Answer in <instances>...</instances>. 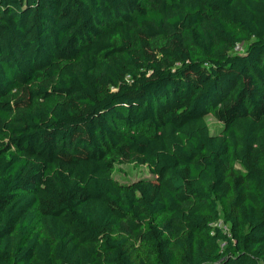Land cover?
I'll use <instances>...</instances> for the list:
<instances>
[{
	"label": "trees",
	"instance_id": "16d2710c",
	"mask_svg": "<svg viewBox=\"0 0 264 264\" xmlns=\"http://www.w3.org/2000/svg\"><path fill=\"white\" fill-rule=\"evenodd\" d=\"M0 264H264V0H0Z\"/></svg>",
	"mask_w": 264,
	"mask_h": 264
},
{
	"label": "rangeland",
	"instance_id": "374dc122",
	"mask_svg": "<svg viewBox=\"0 0 264 264\" xmlns=\"http://www.w3.org/2000/svg\"><path fill=\"white\" fill-rule=\"evenodd\" d=\"M240 52V50H239ZM206 121L209 125L211 132L219 130L220 124L213 118V116H206ZM149 176V171L145 166H135L131 164L117 165L114 171V177L121 182L136 181L139 178Z\"/></svg>",
	"mask_w": 264,
	"mask_h": 264
}]
</instances>
